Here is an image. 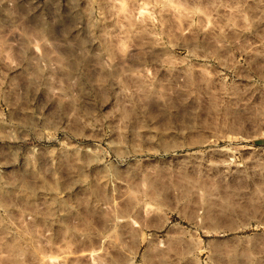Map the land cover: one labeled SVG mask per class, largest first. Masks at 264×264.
Here are the masks:
<instances>
[{"label": "rangeland", "instance_id": "374dc122", "mask_svg": "<svg viewBox=\"0 0 264 264\" xmlns=\"http://www.w3.org/2000/svg\"><path fill=\"white\" fill-rule=\"evenodd\" d=\"M0 264H264V0H0Z\"/></svg>", "mask_w": 264, "mask_h": 264}, {"label": "bare ground", "instance_id": "6f19581e", "mask_svg": "<svg viewBox=\"0 0 264 264\" xmlns=\"http://www.w3.org/2000/svg\"><path fill=\"white\" fill-rule=\"evenodd\" d=\"M88 145H89V144H88ZM84 146H85V145H84ZM84 148H85V147H84ZM76 149H77V147H76ZM80 149H81V148H80ZM92 149H93V148H92ZM74 150H75V149H74ZM76 152H77V151H76ZM86 152H87V151H86ZM88 152H89V151H88ZM92 153H93V152H92ZM77 154H78V153H77ZM83 154H84V153H83ZM87 154H88V153H87ZM78 155H79V154H78ZM89 156H90V155H89ZM91 156H92V155H91ZM91 156L89 157L90 159H92ZM82 157H83V155H82ZM82 157H81V158H82ZM84 158H85V157H84ZM84 158H83V160H84ZM89 158H88V160H89ZM95 158H96V157H94L93 160H96ZM100 159H101V158H100ZM83 160H82V161H83ZM93 160H91V162H89V163H95V161H93ZM97 160H98V159H97ZM89 161H90V160H89ZM98 161H99V160H98ZM85 162H86V159L84 160L83 163L86 164ZM89 163H88V166L90 165ZM97 163H101V162H97ZM95 164H96V163H95ZM86 165H87V164H86ZM86 165H85V166H86ZM91 167H92V166H91ZM93 167H95V166H93Z\"/></svg>", "mask_w": 264, "mask_h": 264}]
</instances>
